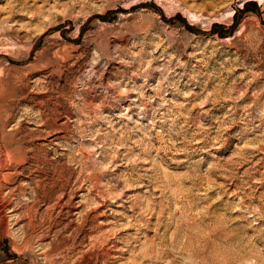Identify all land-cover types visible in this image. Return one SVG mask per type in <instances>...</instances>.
<instances>
[{"label": "rangeland", "instance_id": "1", "mask_svg": "<svg viewBox=\"0 0 264 264\" xmlns=\"http://www.w3.org/2000/svg\"><path fill=\"white\" fill-rule=\"evenodd\" d=\"M0 131V264H264V0H0Z\"/></svg>", "mask_w": 264, "mask_h": 264}, {"label": "bare ground", "instance_id": "2", "mask_svg": "<svg viewBox=\"0 0 264 264\" xmlns=\"http://www.w3.org/2000/svg\"><path fill=\"white\" fill-rule=\"evenodd\" d=\"M2 128V127H1ZM1 132V131H0ZM12 140V139H11ZM35 147V146H34ZM32 148V147H31ZM29 149V148H28ZM35 149V148H34ZM32 151V150H30ZM37 151V150H36ZM38 153V152H37ZM32 155V154H31ZM38 155V154H37ZM36 155V156H37ZM30 156V155H29ZM32 158V157H31ZM35 158V157H34ZM34 160V159H33ZM21 159H19L11 150H7L2 144V140L0 137V219L3 221L5 226L8 225L10 216L14 213H18L20 217L28 218V225L34 227V210L30 207L25 214H23L19 207H15L14 201V192L13 189L10 188L9 192L5 194L7 188L10 186V181L15 174L20 172L19 166L21 163ZM30 162V161H29ZM34 162V161H33ZM33 164V163H32ZM24 167V165H23ZM38 167V166H37ZM36 167V168H37ZM42 168V167H41ZM32 171V169L30 170ZM34 171V170H33ZM37 171V170H36ZM32 173V172H31ZM20 174V173H19ZM23 175V174H22ZM37 175V174H36ZM27 176V175H26ZM18 178V177H17ZM23 179V178H22ZM17 180V179H16ZM15 180V181H16ZM20 180V179H19ZM27 182V180H26ZM17 183V182H16ZM21 183V182H20ZM23 183V182H22ZM28 183V182H27ZM30 184V183H29ZM30 188V187H29ZM46 189V188H45ZM44 190V189H43ZM24 191V190H23ZM17 192V191H16ZM19 192V191H18ZM44 193V192H43ZM17 195V194H16ZM19 195V194H18ZM17 198V197H16ZM42 200V199H41ZM31 201V200H30ZM21 207V206H20ZM10 209L13 213H9ZM29 215V217H27ZM0 220V221H1ZM1 221V222H2ZM26 223V222H25ZM26 230V227H23ZM2 236V235H1Z\"/></svg>", "mask_w": 264, "mask_h": 264}]
</instances>
